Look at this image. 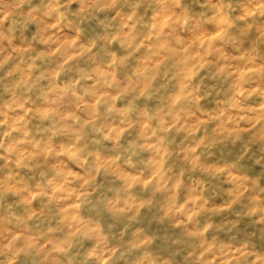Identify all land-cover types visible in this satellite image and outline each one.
I'll return each mask as SVG.
<instances>
[{
	"label": "clouds",
	"instance_id": "9594fccd",
	"mask_svg": "<svg viewBox=\"0 0 264 264\" xmlns=\"http://www.w3.org/2000/svg\"><path fill=\"white\" fill-rule=\"evenodd\" d=\"M0 264H264V0H0Z\"/></svg>",
	"mask_w": 264,
	"mask_h": 264
}]
</instances>
